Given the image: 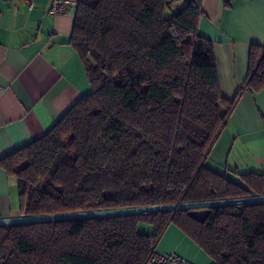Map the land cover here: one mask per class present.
Here are the masks:
<instances>
[{
  "label": "trees",
  "instance_id": "obj_1",
  "mask_svg": "<svg viewBox=\"0 0 264 264\" xmlns=\"http://www.w3.org/2000/svg\"><path fill=\"white\" fill-rule=\"evenodd\" d=\"M176 1L77 3L69 42L90 91L0 159L20 215L264 196L262 173H237L242 185L205 165L238 94L222 96L212 42L197 34L202 0ZM242 89H264V45H251ZM170 224L214 264H264V203L214 206L203 222L176 210L0 225V264H144Z\"/></svg>",
  "mask_w": 264,
  "mask_h": 264
},
{
  "label": "crops",
  "instance_id": "obj_2",
  "mask_svg": "<svg viewBox=\"0 0 264 264\" xmlns=\"http://www.w3.org/2000/svg\"><path fill=\"white\" fill-rule=\"evenodd\" d=\"M49 6L50 0H0V159L42 137L90 91L69 42L76 6L55 15ZM201 9L197 34L212 42L221 94L228 101L238 94L205 165L243 185L237 173L264 175V89L241 90L251 45H264V0H202ZM19 215L17 181L0 165V218ZM155 247L214 264L172 224Z\"/></svg>",
  "mask_w": 264,
  "mask_h": 264
},
{
  "label": "water",
  "instance_id": "obj_3",
  "mask_svg": "<svg viewBox=\"0 0 264 264\" xmlns=\"http://www.w3.org/2000/svg\"><path fill=\"white\" fill-rule=\"evenodd\" d=\"M264 203V196L249 197L243 199H227L220 201H206L197 203H178L170 205H153L141 207H125L115 209H98L88 211H75L69 213H55L45 215H19L15 217L0 218V225H12L23 223H41L52 221H65L76 219L107 218L116 216L139 215L160 211L186 210L189 217L198 222H203L210 208L220 205Z\"/></svg>",
  "mask_w": 264,
  "mask_h": 264
},
{
  "label": "built area",
  "instance_id": "obj_4",
  "mask_svg": "<svg viewBox=\"0 0 264 264\" xmlns=\"http://www.w3.org/2000/svg\"><path fill=\"white\" fill-rule=\"evenodd\" d=\"M32 3L33 0H25ZM80 0H50L49 13L59 14L65 12L68 7L76 6ZM144 264H195L185 257L174 252L158 251L153 247Z\"/></svg>",
  "mask_w": 264,
  "mask_h": 264
},
{
  "label": "rangeland",
  "instance_id": "obj_5",
  "mask_svg": "<svg viewBox=\"0 0 264 264\" xmlns=\"http://www.w3.org/2000/svg\"><path fill=\"white\" fill-rule=\"evenodd\" d=\"M138 228H139V230L144 231L145 233H148V234H151L153 232V226L149 225V224L140 223ZM159 241H160V239H159Z\"/></svg>",
  "mask_w": 264,
  "mask_h": 264
}]
</instances>
